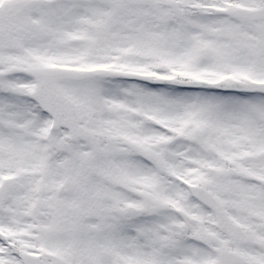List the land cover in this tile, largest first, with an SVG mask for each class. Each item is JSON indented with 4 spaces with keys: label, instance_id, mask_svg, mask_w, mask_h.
Returning <instances> with one entry per match:
<instances>
[{
    "label": "snow or ice",
    "instance_id": "6c2138e0",
    "mask_svg": "<svg viewBox=\"0 0 264 264\" xmlns=\"http://www.w3.org/2000/svg\"><path fill=\"white\" fill-rule=\"evenodd\" d=\"M0 264H264V0H0Z\"/></svg>",
    "mask_w": 264,
    "mask_h": 264
}]
</instances>
